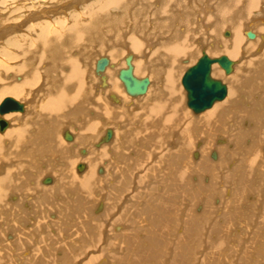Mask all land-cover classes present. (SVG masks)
<instances>
[{"label":"bare ground","instance_id":"bare-ground-1","mask_svg":"<svg viewBox=\"0 0 264 264\" xmlns=\"http://www.w3.org/2000/svg\"><path fill=\"white\" fill-rule=\"evenodd\" d=\"M9 98L0 264H264V0H0Z\"/></svg>","mask_w":264,"mask_h":264},{"label":"water","instance_id":"water-1","mask_svg":"<svg viewBox=\"0 0 264 264\" xmlns=\"http://www.w3.org/2000/svg\"><path fill=\"white\" fill-rule=\"evenodd\" d=\"M107 63L108 61L103 59L99 63L100 69H104ZM127 63L129 67L121 71L120 77L132 95L141 94L145 91L148 80L135 78L132 73L130 59L127 60ZM214 63H219L227 72L231 71V62L226 57L211 59L205 55L183 78V83L188 91V105L197 113L210 108L215 101L224 98L225 86L210 77V68ZM22 110L23 106L11 98L6 99L0 107L1 114ZM7 126L8 123L0 118V129L4 130ZM108 136H111L110 132Z\"/></svg>","mask_w":264,"mask_h":264},{"label":"rangeland","instance_id":"rangeland-1","mask_svg":"<svg viewBox=\"0 0 264 264\" xmlns=\"http://www.w3.org/2000/svg\"><path fill=\"white\" fill-rule=\"evenodd\" d=\"M48 221H49V219H48L47 215L42 214V221L41 222L47 223Z\"/></svg>","mask_w":264,"mask_h":264}]
</instances>
